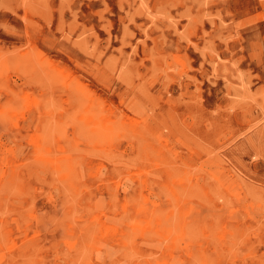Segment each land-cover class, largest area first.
<instances>
[{"label": "rangeland", "instance_id": "rangeland-1", "mask_svg": "<svg viewBox=\"0 0 264 264\" xmlns=\"http://www.w3.org/2000/svg\"><path fill=\"white\" fill-rule=\"evenodd\" d=\"M77 263L264 264V0H0V264Z\"/></svg>", "mask_w": 264, "mask_h": 264}, {"label": "bare ground", "instance_id": "bare-ground-1", "mask_svg": "<svg viewBox=\"0 0 264 264\" xmlns=\"http://www.w3.org/2000/svg\"><path fill=\"white\" fill-rule=\"evenodd\" d=\"M88 82V81H87ZM90 83V82H89ZM59 90V89H58ZM56 91V90H55ZM52 92H54V90L52 91ZM11 94V93H10ZM42 96V95H41ZM27 102V101H26ZM21 103V102H20ZM35 103V102H34ZM34 103L32 104V105H34ZM17 104V103H16ZM27 104V103H26ZM21 115V114H20ZM11 116V115H10ZM13 116V115H12ZM15 116V115H14ZM11 119V118H10ZM16 119V118H15ZM75 120V119H74ZM51 122H52V120H51ZM64 122V121H63ZM39 123V122H38ZM48 123V122H47ZM71 123V122H70ZM81 123V122H80ZM58 124V123H57ZM63 125V124H62ZM71 125V124H70ZM36 129V128H35ZM57 131H58V129H57ZM54 132V131H53ZM37 133V132H36ZM94 133H96V132H94ZM154 135V134H153ZM155 135H157V134H155ZM43 137V136H42ZM180 136H178V138H179ZM155 138V137H154ZM158 139V138H157ZM156 139V140H157ZM31 140V139H30ZM48 140V139H47ZM155 140V141H156ZM29 141V140H28ZM158 141V140H157ZM189 141V140H188ZM123 143V142H122ZM156 143V142H155ZM73 144V143H72ZM25 145V144H24ZM154 145V144H153ZM39 146V145H38ZM57 148V147H56ZM40 152V151H39ZM112 152V151H111ZM158 152V151H157ZM116 153H118L119 154V152H116ZM117 154V155H118ZM139 154V153H138ZM140 155V154H139ZM144 155V154H143ZM111 157H113L112 155H111ZM191 159V158H190ZM152 163H153V161H152ZM155 164V163H154ZM138 170V169H137ZM61 172V171H60ZM137 173V172H136ZM186 173H187V171H186ZM139 176V175H138ZM135 177V176H134ZM98 179V178H97ZM96 179V180H97ZM180 182H182V181H180ZM20 183V182H19ZM95 184V183H94ZM95 187H97V186H95ZM92 188V187H91ZM92 189H94V188H92ZM187 190V189H186ZM95 192V191H94ZM88 193V192H87ZM92 193H90V195H91ZM168 196V195H167ZM92 197V196H91ZM131 197V196H130ZM87 198V197H86ZM73 203V202H72ZM89 203V202H88ZM222 204V203H221ZM83 207V206H82ZM81 207V208H82ZM62 208V207H61ZM64 208V207H63ZM73 209V208H72ZM159 210V209H158ZM186 211V210H185ZM80 212H81V209H80ZM80 214V213H79ZM81 217V216H80ZM152 217V216H151ZM150 217V218H151ZM86 218H87V216H86ZM184 218V217H183ZM72 219H74V218H72ZM82 219V218H81ZM85 221V220H84ZM77 222H79V221H77ZM83 222V221H82ZM84 224H85V222H83ZM138 223V222H137ZM78 224V223H77ZM138 225V224H137ZM102 226V225H101ZM158 227V226H157ZM84 229V228H83ZM80 232V231H79ZM81 233V232H80ZM83 233V232H82ZM84 237V236H83ZM81 239V238H80ZM126 240V239H125ZM79 241V240H78ZM82 243V242H81ZM83 243H84V241H83ZM78 244V243H77ZM168 246V245H167ZM70 250V249H69ZM74 250V249H73ZM69 252V251H68ZM71 253V252H70ZM66 254V253H65ZM134 255V254H133ZM132 255V256H133ZM172 257V256H171ZM28 258V257H27ZM64 259V258H63ZM67 259V258H66ZM134 259V258H133ZM87 261H89V260H87ZM131 263V262H130ZM253 263V262H252ZM78 264V263H77Z\"/></svg>", "mask_w": 264, "mask_h": 264}]
</instances>
